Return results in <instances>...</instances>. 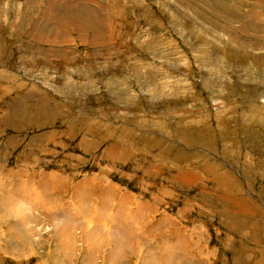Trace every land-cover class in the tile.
<instances>
[{
    "label": "rangeland",
    "instance_id": "rangeland-1",
    "mask_svg": "<svg viewBox=\"0 0 264 264\" xmlns=\"http://www.w3.org/2000/svg\"><path fill=\"white\" fill-rule=\"evenodd\" d=\"M52 1L0 0V264H264V0Z\"/></svg>",
    "mask_w": 264,
    "mask_h": 264
},
{
    "label": "bare ground",
    "instance_id": "bare-ground-1",
    "mask_svg": "<svg viewBox=\"0 0 264 264\" xmlns=\"http://www.w3.org/2000/svg\"><path fill=\"white\" fill-rule=\"evenodd\" d=\"M50 1H52V0H50ZM54 1H55V0H53L52 2H54ZM67 5H68V4H66L65 6H67ZM68 6H69V5H68ZM52 7H53V6H52ZM70 7H71V6H70ZM72 8H73V7H72ZM77 9H78V8H77ZM42 10H43V9H42ZM68 10H69V9H68ZM82 10H83V9H82ZM82 10H81V11H82ZM70 14H71V13H70ZM75 14H76V13H75ZM67 15H68V14H67ZM86 15H87V14H86ZM69 16H70V15H69ZM67 17H68V16H67ZM73 17H74V16H73ZM86 17H87L86 20H89L90 22H92L91 19H90V17H89L88 15H87ZM84 18H85V17H84ZM67 19H68V18H67ZM67 19H66V20H67ZM79 19H80V18H79ZM82 21H83V20H82ZM66 22H67V21H66ZM70 22H71V21H70ZM86 23H87V22H86ZM86 23H84V24H86ZM95 23H96V22H95ZM86 25H87V24H86ZM78 26L81 27V22H78ZM87 26H91V25H87ZM96 26H97V25H96ZM53 27H54V26H53ZM56 27H57V26H56ZM57 28H58V27H57ZM43 29H44V28H43ZM82 29H83V28H82ZM84 30H85V29H84ZM252 30H253V29H252ZM88 39H89V38H88ZM15 111L17 112V110H14L13 112H15ZM15 114H16V113H15ZM83 179H84V178H83ZM53 181H54V180H53ZM55 181H56V180H55ZM56 183H57V182H54L55 191H56V189L58 188V187H57V184H58V183H57V184H56ZM82 183H83V181H82ZM91 183H92V182H91ZM79 185H80V184H79ZM79 185H78V187H80ZM93 185H94V184H93ZM84 186H85V182H84ZM76 187H77V186H76ZM85 187H86V186H85ZM86 188H87V187H86ZM90 188H92V187H90ZM46 189H47V187H46L44 190H46ZM82 189H83V188H82ZM57 190H58V189H57ZM106 190L109 191V192H112L111 186L108 185ZM87 191H88V190H87ZM57 192H59V191H57ZM80 192H81V190H80ZM57 194H60V193H57ZM115 194H117V192H116ZM43 195H44V193H43ZM83 195H85L84 191H83ZM74 196H75V195H74ZM47 197H49V196L47 195ZM119 199H121V195H120ZM75 201H76V200H75Z\"/></svg>",
    "mask_w": 264,
    "mask_h": 264
}]
</instances>
